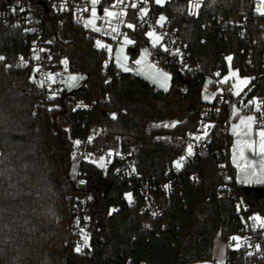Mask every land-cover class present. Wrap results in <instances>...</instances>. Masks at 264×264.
<instances>
[{"label":"trees","instance_id":"1","mask_svg":"<svg viewBox=\"0 0 264 264\" xmlns=\"http://www.w3.org/2000/svg\"><path fill=\"white\" fill-rule=\"evenodd\" d=\"M204 3L201 15L194 19L187 15L183 1L168 2L167 17L180 29L182 42L190 46L204 73L216 67L226 71L230 56L232 67L241 68L244 45L239 33L231 32L224 40L204 27L213 15L237 13L239 1ZM43 24L53 60L67 58L70 69L85 78L77 90L40 105L31 91L30 71L14 66L16 58L26 52L22 31L0 24V264H202L211 260L215 235L219 232L226 241L239 230L234 203L218 196L227 186L218 171L219 140L208 157L188 168L199 172V185L186 180L176 195L160 197L167 228L162 227L163 220L153 221L152 230L144 227L147 216L129 206L126 194L131 188L115 174L117 161L111 163L107 175L83 162L84 191L93 196L94 203L88 254L76 251L67 231L71 218L67 196L74 191L70 176L73 143L84 137L85 129L77 123L84 114L67 105L66 98L104 99L93 113L101 133L121 145L142 179L161 180L185 152L188 134L197 129L198 120L186 111L202 103L204 78L186 84L175 76L168 92L156 91L132 72L111 73L105 83L106 52L93 47L83 28L70 19L60 23L58 16L47 12ZM262 27L264 18L255 26ZM131 34L138 42L130 51L137 54L138 45L147 40L140 30ZM53 103L57 106L47 107ZM108 111L118 115L110 117ZM160 121L177 122L176 136L182 144L154 139L156 131L148 128ZM67 123L69 128H63ZM231 172L234 175L232 166ZM247 195L264 210V198Z\"/></svg>","mask_w":264,"mask_h":264},{"label":"built area","instance_id":"2","mask_svg":"<svg viewBox=\"0 0 264 264\" xmlns=\"http://www.w3.org/2000/svg\"><path fill=\"white\" fill-rule=\"evenodd\" d=\"M2 1L4 2L0 6V24L22 31L26 52L19 55L15 63L18 68L30 71L31 91L38 96L40 105L45 104L53 95L60 97L67 93L64 85L65 71L62 67L53 65L55 60L51 40L47 37L43 24L45 12L58 16L60 23L70 19L74 25L83 28L88 37L109 45L110 60L104 70L105 83L111 80V73L117 75L122 72L114 65L115 50L124 44V37L140 30L144 33H157L170 50L152 52L149 65L153 69L164 71L173 78L180 74L190 83L191 79L203 76L202 87L205 85L210 93V100H203L199 105L187 109L186 115L198 120L197 129L188 134V145L183 159H180L181 166L168 170L161 180L142 179L136 172L134 162L125 152L117 149L111 154L110 147L97 144L96 138L102 128L93 113L104 99L88 101L78 96L66 98L67 105L84 114L77 123L85 129L84 137L75 139L73 143L72 154L78 160V168L73 178L74 191L67 196L71 214L67 231L76 251L79 248L78 253L88 254L85 240L91 232L94 203L93 196L84 191L87 184L81 169L83 162L98 167L103 175H107L111 163L117 161L119 164L115 174L131 188L132 200L128 201L129 206L147 216L143 225L152 230L153 221L164 218L160 197L176 195L186 180L190 185H199L202 181L199 172L188 171V168L208 157L219 140L216 150L218 171L227 186L219 190L218 196L234 203V218L239 222L238 232L226 240L225 264H238L240 261L246 264H264V210L234 179L230 158L231 127L236 112L255 117L256 122L252 124L254 128L264 127V27L255 28L264 18V4H261V0H238L240 7L237 13L213 15L204 24L208 31L224 40L229 38L231 32L239 33L244 45L241 50L244 56L243 66L233 68L230 56V66L237 70L241 77L248 78V82L239 88L230 80L225 82L223 79L229 70L228 66L226 71L216 67L212 73L203 72L201 62L193 58L190 46L182 42L180 29L173 25L172 20L167 17L163 24H158L160 10L155 0H123L122 3L118 0H99L95 5L92 0ZM163 1L168 3L180 0ZM181 1L186 4L187 15L198 19L205 6L204 0ZM133 4L136 6L132 7ZM105 9L114 15H106ZM129 24L133 27L129 28ZM203 43L206 44L207 39L203 40ZM130 68V72L135 71L134 64H131ZM53 104H48L47 107H53ZM107 115L114 117L118 112L108 111ZM69 126L70 123H67L63 128L68 129ZM100 162L103 167L99 165ZM161 225L167 228L169 223L163 220ZM234 237L236 239H233ZM126 261L130 263L129 258Z\"/></svg>","mask_w":264,"mask_h":264},{"label":"rangeland","instance_id":"3","mask_svg":"<svg viewBox=\"0 0 264 264\" xmlns=\"http://www.w3.org/2000/svg\"><path fill=\"white\" fill-rule=\"evenodd\" d=\"M156 3V0H155ZM158 7H160V14L158 17V24H163L166 21L167 18V11H166V2L162 3H156ZM161 17L164 19L161 20ZM149 33H153V35H149ZM143 36L146 38L145 43H140L138 45L139 52L137 54H132L130 52V49H132L135 45H137L136 37L133 36V34H129L126 37L123 38V45L117 47L114 53V65L122 72H130L131 68L130 65L134 64L135 71L132 72L135 75H138L142 78H144L146 81H148L150 84H152L155 89H158L160 91L168 92L172 88V82H173V76L164 72V71H158L153 69L149 65V60L152 55V52L154 50L161 51V52H167L170 51L166 44L162 42L160 37L155 32H143ZM125 38L132 41V43H125ZM159 38V39H157ZM92 39V38H91ZM93 40V47L97 50H103L106 52V59L104 61V70L106 69L108 65V61L110 60V48L108 47L107 43L100 41V40ZM100 42V44L104 45V47L98 46L97 42ZM66 61V63H65ZM137 61H140V63H137ZM54 66L62 67L65 71V79H64V85L66 88L67 93H70L74 90H77L83 85L84 82V75L73 72L69 67L68 59L63 57L60 61H55L53 64ZM14 66H16V63L14 62ZM228 72L224 75L223 79L227 78V80H230V82L236 87L239 88L240 86H243L248 82L247 77H241L237 70L233 69L230 66V60H228ZM125 69H128L125 71ZM235 73V74H234ZM73 77L75 79H73ZM58 96L53 95L52 98H56ZM207 97V98H206ZM202 98L203 100H210V93L205 85L202 87ZM54 107H56V104H53ZM177 125V122H167V121H160V122H152L149 125V130H155L154 139L159 142L164 143H179L182 144L181 138L176 136L175 127ZM254 135H252L253 137ZM259 136L258 134L255 137V141L257 145L259 144ZM96 141L101 142L102 144H107L110 147V153L114 154L117 149L121 148V145L118 142L112 141L110 139H106L103 133H99L97 135ZM184 156V153L178 157L177 161ZM176 161V162H177ZM78 160L75 159L73 156V164L70 169V176L71 178H74L76 174V170L78 168ZM101 165V162L99 163ZM176 166V163L175 165ZM128 194H131V192L126 194V200L131 201V198L129 199ZM226 241L222 238L221 234L218 232L214 239H213V246L212 249L215 251L213 253L212 251V259L208 260L202 264H225V251H226ZM85 245L89 249L90 248V236L86 238Z\"/></svg>","mask_w":264,"mask_h":264},{"label":"crops","instance_id":"4","mask_svg":"<svg viewBox=\"0 0 264 264\" xmlns=\"http://www.w3.org/2000/svg\"><path fill=\"white\" fill-rule=\"evenodd\" d=\"M155 90L158 91V89ZM247 117H250V115H242L236 112L231 127L232 144L230 158L234 169L233 176L236 182L243 187H264V167H262L264 157L259 155L258 148L256 153H253L248 147L249 142L255 141V137L261 128L256 129L252 125L251 129H249L246 121ZM241 120H245V123L242 124ZM252 135L254 136L252 137ZM241 151H243V156H241ZM226 255L227 245L224 260L226 259Z\"/></svg>","mask_w":264,"mask_h":264},{"label":"snow or ice","instance_id":"5","mask_svg":"<svg viewBox=\"0 0 264 264\" xmlns=\"http://www.w3.org/2000/svg\"><path fill=\"white\" fill-rule=\"evenodd\" d=\"M99 2V0H92V3H93V5H95L96 3H98ZM118 2H123V0H118ZM163 2V0H156V3H162ZM261 4H264V0H261ZM136 5L135 4H133L132 5V7H135ZM197 7L199 6V5H196ZM258 11L260 10L259 8L257 9ZM95 9L93 8V16H95ZM105 14L106 15H108V16H113L114 15V13L113 12H111V11H108L107 9H105ZM164 18L163 17H161V20H163ZM89 23H92V21H89ZM128 27L129 28H132L133 27V25H131V24H129L128 25ZM113 31H115V29H113ZM149 35L151 36V35H153V33H149ZM157 39H159V38H157ZM125 43H132V41H130V40H128L127 38H125ZM97 44H98V46H100V47H104V45H102V44H100V42L98 41L97 42ZM0 59H3V57H0ZM229 60L231 59V57H229L228 58ZM65 63H66V61H65ZM137 63H140V61H137ZM128 69H125V71H127ZM235 74V73H234ZM73 79H75L74 77H73ZM227 81V78H225V82ZM207 98V97H206ZM113 118H115V117H113ZM246 121H247V126H248V128L249 129H251V126H252V124L253 123H255L256 122V120H255V117H247L246 118ZM241 123L243 124V123H245V120H241ZM258 136H259V144L257 145V143L255 142V141H252V142H249L248 143V147L253 151V153H256V151H257V148L259 149V155L261 156V157H264V128H261L260 130H259V132H258ZM77 144L79 143V141H77L76 142ZM189 154H191V148H189ZM241 156H243V151H241ZM183 158H181V160H182ZM101 167H103L104 165L101 163V165H100ZM176 166L179 168L180 166H181V161H177L176 162ZM262 167H264V164H262ZM257 182H261V181H257ZM128 197H129V199L131 198V194H128ZM256 219H259V217H256ZM233 239H236L235 237L233 238ZM77 251H80V249L79 248H77Z\"/></svg>","mask_w":264,"mask_h":264},{"label":"water","instance_id":"6","mask_svg":"<svg viewBox=\"0 0 264 264\" xmlns=\"http://www.w3.org/2000/svg\"><path fill=\"white\" fill-rule=\"evenodd\" d=\"M131 52V51H130ZM133 53V52H132ZM179 79L183 82L189 84V80H184L183 77L179 74ZM244 191L246 194H253L257 198H264V187L263 186H256V187H245Z\"/></svg>","mask_w":264,"mask_h":264}]
</instances>
